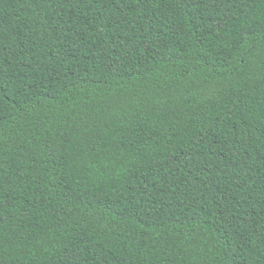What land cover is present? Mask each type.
<instances>
[{"label":"trees","instance_id":"16d2710c","mask_svg":"<svg viewBox=\"0 0 264 264\" xmlns=\"http://www.w3.org/2000/svg\"><path fill=\"white\" fill-rule=\"evenodd\" d=\"M0 264H264V0H0Z\"/></svg>","mask_w":264,"mask_h":264}]
</instances>
